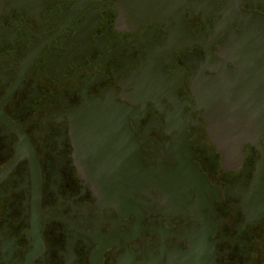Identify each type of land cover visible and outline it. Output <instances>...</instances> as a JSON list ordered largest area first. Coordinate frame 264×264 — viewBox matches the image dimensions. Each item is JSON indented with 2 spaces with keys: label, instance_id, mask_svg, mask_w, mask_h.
Instances as JSON below:
<instances>
[{
  "label": "flooded vegetation",
  "instance_id": "flooded-vegetation-1",
  "mask_svg": "<svg viewBox=\"0 0 264 264\" xmlns=\"http://www.w3.org/2000/svg\"><path fill=\"white\" fill-rule=\"evenodd\" d=\"M257 43L264 0H0V264H264Z\"/></svg>",
  "mask_w": 264,
  "mask_h": 264
},
{
  "label": "water",
  "instance_id": "water-1",
  "mask_svg": "<svg viewBox=\"0 0 264 264\" xmlns=\"http://www.w3.org/2000/svg\"><path fill=\"white\" fill-rule=\"evenodd\" d=\"M254 51H255V55H264V45L263 43H257L254 44ZM85 104H89L88 107L85 108V111H87L88 115L91 114H101V115H105L106 113L109 112H114L115 108L114 106H108V105H116V103L114 101H110V100H100V99H90L87 103ZM104 128H106L107 126H103ZM86 140L94 142L93 139H89V137L87 136ZM88 143V142H87ZM125 170L121 171V173L118 174H113V173H108L107 171L105 173H102L101 175H99V177H101L104 182L108 181L109 185L112 184L114 178H119L121 179V182L124 183H130L133 182L135 179V175L133 174V172L128 168L130 167V162H132V160L125 158Z\"/></svg>",
  "mask_w": 264,
  "mask_h": 264
}]
</instances>
